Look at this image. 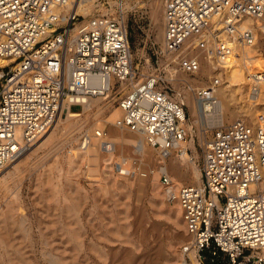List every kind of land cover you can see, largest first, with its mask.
I'll return each mask as SVG.
<instances>
[{
  "label": "built area",
  "instance_id": "2783aa9c",
  "mask_svg": "<svg viewBox=\"0 0 264 264\" xmlns=\"http://www.w3.org/2000/svg\"><path fill=\"white\" fill-rule=\"evenodd\" d=\"M162 1L160 53L170 54L171 63L189 75L196 74L201 60L183 48L200 33L206 36L197 47L218 64L233 56V43L217 40L215 22L241 44H254L258 34L264 38V0ZM76 2L0 0V58L10 60L3 67L10 70L0 78V169L45 134L65 104L83 108L89 99H108L116 86L122 87L121 114L114 126L141 133L161 156L182 152L181 142L190 136L187 105L171 94L161 72L135 80L124 1L115 13L88 15L77 11ZM244 17L256 25L241 28ZM250 72L254 79L264 76L253 67ZM222 83L214 75L206 85H185L201 109L212 113ZM80 145L97 147L105 156L115 152L107 126L83 135ZM112 168L122 179H148L158 172L167 198L182 209L189 236L182 246L184 264H192L191 251L199 264H264V126L255 128L240 118L215 126L203 149L202 184L178 183L164 162L150 166L136 153L114 157Z\"/></svg>",
  "mask_w": 264,
  "mask_h": 264
},
{
  "label": "rangeland",
  "instance_id": "374dc122",
  "mask_svg": "<svg viewBox=\"0 0 264 264\" xmlns=\"http://www.w3.org/2000/svg\"><path fill=\"white\" fill-rule=\"evenodd\" d=\"M111 1L117 0H96L92 13H115L118 6ZM141 2L145 4L143 7L129 9L126 14L137 72L135 80L161 72L166 78L164 85L172 88L171 94L187 105L188 141L195 145L189 147V153L201 169L204 145L215 126L204 124L199 115L194 114L188 99L192 97L196 101L197 98L185 84L206 85L217 75L223 80L218 95L229 90L227 72L216 67L215 60L204 47H197L203 40L200 35L186 42L183 48L184 52L201 60L196 74L189 75L177 63H171L170 54L160 53L165 2L162 1L158 9L154 6L155 0ZM261 38L259 46L264 56V38ZM203 65L211 69L210 74L203 71ZM1 70L7 73L10 68ZM121 88L116 86L108 99L99 100L101 106L105 105L99 121L106 120L118 108ZM223 104L225 123L239 118L247 121L240 115V101ZM81 110L80 105L71 107L73 112ZM94 122L95 118H88L84 129L76 131L67 141L56 131L42 148L18 160L17 166L8 164L1 168L8 178L7 185L0 186V264H180L182 246L189 236L176 204L168 201L157 175L148 179H122L113 174L114 157L138 154L136 140L135 143L126 142L122 148L117 139L121 130L107 121L108 131L116 141L115 152L110 153L109 160L105 158L104 161L105 155L100 149L91 150L89 155L77 150L80 140L74 141V138H80ZM125 132L132 138L130 131ZM73 147L76 158L71 168ZM156 153L149 148L142 154L148 156L151 166L156 167L161 161L170 169V160L166 162L167 159ZM180 164L191 172V164ZM189 176L181 180L197 184Z\"/></svg>",
  "mask_w": 264,
  "mask_h": 264
},
{
  "label": "bare ground",
  "instance_id": "6f19581e",
  "mask_svg": "<svg viewBox=\"0 0 264 264\" xmlns=\"http://www.w3.org/2000/svg\"><path fill=\"white\" fill-rule=\"evenodd\" d=\"M95 1L96 0H77L75 8L77 9L78 12H81L85 15L93 14L92 11H93V8L95 7V4H94ZM123 1H124L123 9H124L125 15L127 14L129 9H134L138 6L139 8H141L145 5V4H142L141 0H127L126 2L125 0ZM132 1H134L135 4H132L131 3ZM155 2L156 4L154 6H157V9H158L159 4H161L162 0H155ZM111 4L118 6L119 0L111 1ZM103 13L107 14L108 11H105ZM109 13L111 12L109 11ZM240 25H241V28L254 27L256 25V21L254 19H251L250 17H244L241 19ZM212 29L219 30L217 34V37H218L217 40L232 42L234 46L233 56L228 61V63L218 64L217 61L215 60L216 67H219V69H222L227 72V77L229 79L228 80L229 85L227 87L229 90L226 92L225 90L223 92L221 91V93L218 94V97L220 98V103L212 113H205L202 109H200L201 108L200 101L199 100L197 101V99L195 101L192 99V97H190L188 100L190 104L193 106L194 114L197 113L199 115V120L202 121L204 124H206L207 122L211 124L212 126H216L218 122H220L221 124H224L225 117H224V106H223L224 104L223 103L225 102L230 103L231 101L238 100L240 101V106H239V111H241L240 115L245 117L247 121L251 123L255 128L264 126V76L261 80L254 79L251 76V72H250V69L253 67L255 72L262 71L264 73V61H261L264 59V56L261 55L263 53L262 51H260L261 49L259 46L260 42L262 41V38H261L262 34H258V39L254 44L245 45V44H241L240 42H238V39L236 36L232 37L230 34H228L227 31L224 29L222 22H215ZM209 31H211V29ZM198 35L203 37V36H206V33H200ZM213 37H214V34H213ZM192 39L193 37L190 38L188 41ZM9 62L10 60L0 58V68H3L4 66H6ZM210 62H211V59H210ZM202 69L203 71L207 72V74H210L211 69H209L207 66L203 65ZM2 75H3V71L1 70L0 78ZM254 86L257 87L256 90H254ZM100 99L101 98H98V99L92 98V99L87 100L83 104V108L80 112L71 111L69 104H65L60 110L57 118L55 119L54 123L49 128V130L45 134H43L36 142L28 146L19 158H17L15 161L9 164L11 165L15 164L18 160L20 161L23 157H25V155L28 152L32 153L35 150L42 148V146L45 143H47V141L50 138H52L53 134L56 131L57 132L59 131L61 133V135L59 134L60 137L62 138L65 137L64 139L65 141L69 140L70 138L74 137V134L76 131L84 129L88 118H91V117L95 118V122L93 126H91L88 130L82 133L80 138H77V137H76L77 139L74 138V141L81 140V138L85 134H92L94 130L99 126H107L106 125L107 121L114 123L115 120L120 116V110L118 108L114 109L106 120L104 119L106 123L103 122L104 120L99 121V115L101 111L103 110V107L105 106V105L104 106L100 105L99 103ZM249 118H251V120ZM118 130H121V134L119 135V138L117 139L119 140V144L122 148L124 147L126 142L135 143V140H136V143H137L136 150L138 151V154L144 156L146 159L148 156H145L142 153H147L149 148L157 152L154 148H152L151 146L147 144L146 139L141 133L131 132L132 134V138H131L130 136H128L129 134L126 135L125 129L118 128ZM38 142H40V144ZM93 142L95 143L94 139H93ZM37 143L39 145L36 148H34L35 144ZM92 145L94 144L92 143ZM193 145L194 144L192 142H189L187 138L186 140L181 142L182 152H174V150H172L169 156L167 157L163 156L164 160L167 159L166 162L170 160V165H171L170 169L166 165L168 172L170 176L173 179H175L178 183H185L181 180V178H184V177L186 178L187 175L190 174L189 177L193 180V182L197 184H202L201 169L196 165V163L194 162V159L189 153V149H190L189 147L194 148ZM74 149L75 148L73 147L70 151L71 153L70 154V158H71L70 167L71 168L74 165V158H76L74 154ZM77 150H80L83 153V155L84 154L89 155L91 150H99V148L91 146V147H88L87 149H82L81 145H79V147H77ZM110 153L104 157V161L106 159L109 160ZM156 154L158 155L159 152H157ZM173 155L174 156L176 155V156L173 157ZM180 162H184L188 166L189 164H191L192 165L191 170H190L191 172H189L187 168H183ZM147 163H148V159H147ZM15 166H17V164H15ZM3 170L0 169V186L3 184H5V186L7 185L6 183H7L8 174L3 173ZM156 175L159 181V174L157 171L154 170L153 176L156 177ZM132 179H136V178H132ZM155 179L156 178H154V180ZM159 185L161 186L160 181H159ZM168 201L176 204L177 212L180 216H182V209L180 207V204L176 201H172L169 199ZM181 222L183 226H186L183 217H182ZM262 253L264 255V248L262 250ZM190 256L192 257V260H193L192 264H199L198 260L196 259L194 255V251L190 252ZM180 264H184V254L181 258Z\"/></svg>",
  "mask_w": 264,
  "mask_h": 264
}]
</instances>
